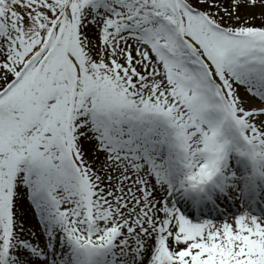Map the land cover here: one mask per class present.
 I'll list each match as a JSON object with an SVG mask.
<instances>
[{"label":"snow or ice","instance_id":"1","mask_svg":"<svg viewBox=\"0 0 264 264\" xmlns=\"http://www.w3.org/2000/svg\"><path fill=\"white\" fill-rule=\"evenodd\" d=\"M0 264H264V0H0Z\"/></svg>","mask_w":264,"mask_h":264}]
</instances>
